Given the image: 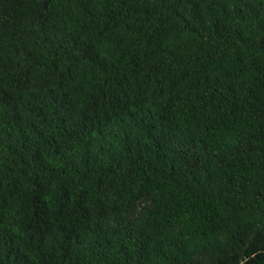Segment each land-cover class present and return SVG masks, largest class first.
I'll return each instance as SVG.
<instances>
[{
	"label": "trees",
	"instance_id": "trees-1",
	"mask_svg": "<svg viewBox=\"0 0 264 264\" xmlns=\"http://www.w3.org/2000/svg\"><path fill=\"white\" fill-rule=\"evenodd\" d=\"M0 264H264V0H0Z\"/></svg>",
	"mask_w": 264,
	"mask_h": 264
}]
</instances>
